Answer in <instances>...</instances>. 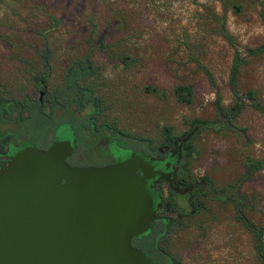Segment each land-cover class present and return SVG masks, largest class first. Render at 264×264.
<instances>
[{
    "label": "rangeland",
    "instance_id": "rangeland-1",
    "mask_svg": "<svg viewBox=\"0 0 264 264\" xmlns=\"http://www.w3.org/2000/svg\"><path fill=\"white\" fill-rule=\"evenodd\" d=\"M261 12L264 0H0V97L32 93L33 77L44 73L39 55L45 50L53 73L48 83L57 87L67 62L88 57L93 73L81 84L102 110L96 126L158 143L164 127L177 136L191 121L204 122L190 145L191 168L226 190L239 180L246 158L260 161L262 169L237 192L248 203L245 215L264 226V115L245 107L227 120L214 104L217 98L223 108L232 104L233 51L222 29L239 49L257 47L264 41ZM243 56L237 88L254 90L264 104V53ZM178 85L191 87L190 103L176 102ZM11 126L0 124V133ZM165 243L180 264H258L252 235L230 202H211L189 225L174 227Z\"/></svg>",
    "mask_w": 264,
    "mask_h": 264
},
{
    "label": "water",
    "instance_id": "water-1",
    "mask_svg": "<svg viewBox=\"0 0 264 264\" xmlns=\"http://www.w3.org/2000/svg\"><path fill=\"white\" fill-rule=\"evenodd\" d=\"M68 141L25 146L0 169V264H150L130 240L154 220L133 157L69 167Z\"/></svg>",
    "mask_w": 264,
    "mask_h": 264
},
{
    "label": "flooded vegetation",
    "instance_id": "flooded-vegetation-1",
    "mask_svg": "<svg viewBox=\"0 0 264 264\" xmlns=\"http://www.w3.org/2000/svg\"><path fill=\"white\" fill-rule=\"evenodd\" d=\"M41 66L44 73L33 77L32 93L13 99L23 101L27 96H31L33 99L36 97L38 105L43 104L45 126L49 130L50 141L44 148L38 149L47 148L53 141H68L72 152L65 159V163L69 167H103L122 162L132 156L136 166L135 175L140 177L141 171H144L148 177L145 179L144 189L151 199L154 220L150 229L132 238L130 244L145 254L150 264H160L161 256L166 260L165 264H177V259L170 255L165 245L167 234L174 227L189 225L191 218L206 210L211 202H229L227 197L233 192L231 186L226 190L215 189L207 177L197 174L191 168V152L186 147H190L192 138L200 126L190 127L177 136L171 134L170 141H165L162 134L158 143H153L148 138L134 137L112 125L96 126V116L92 115L94 111L90 109L87 112L91 105L85 109L82 94L78 92L79 88L84 87L81 84L85 79L80 68L82 64L70 61L64 65L60 72V87L48 83V78L53 75L49 61L46 67L43 63ZM69 69L72 70L68 71ZM66 74L79 77L75 88L64 86ZM21 105L24 108L28 106L26 102ZM12 117L15 130L30 129L28 123L17 122L16 114ZM90 130L92 134L88 132ZM84 132L88 133L87 139L83 136ZM21 142L13 141L8 135H0V169L5 168L10 162L9 157L16 151L27 146L21 145ZM96 146L97 148L92 150V147ZM90 158L92 162H87L86 159ZM156 236V241L151 243V239Z\"/></svg>",
    "mask_w": 264,
    "mask_h": 264
},
{
    "label": "trees",
    "instance_id": "trees-1",
    "mask_svg": "<svg viewBox=\"0 0 264 264\" xmlns=\"http://www.w3.org/2000/svg\"><path fill=\"white\" fill-rule=\"evenodd\" d=\"M233 10L236 12L239 11L237 6H232ZM260 19L264 26V13H260ZM220 27L222 28V21L220 20ZM222 35L227 44L231 47L233 51V55L231 58V63L229 67V76L227 80V85L232 97V104L223 108L219 104V99L217 98L214 102L215 110L218 114V117L225 118L227 120L233 119L238 116L241 111L245 107H250L254 111L264 115V104L259 102L254 90H247L244 93H241L237 88V73L241 65L243 64V55L247 56H257L264 53V41L259 46L250 48L243 47L239 49L234 43L232 37L222 29ZM39 59L41 63H43L44 67L48 62L47 52L43 51L39 55ZM74 62L81 63L80 67L83 71V78H87L92 75L93 67L90 63L88 57H84L82 59L75 60ZM198 68L202 71L204 76L207 78L208 82L211 85H214L212 75L210 72L203 66L198 65ZM69 69L68 71H71ZM79 77L75 76V74H66L64 76V86L65 87H73L75 88L77 85V79ZM82 94L84 108L88 105L93 112V116L99 115L102 111L100 105L97 103V100L92 98V90L88 87L79 88L78 91ZM173 95L177 103L179 104H188L190 103L192 90L188 85H178L173 89ZM26 102L27 107H22V103ZM33 103V104H32ZM16 114V120L19 121L20 124L28 123L30 125V129L27 131H17L13 126L7 129L0 135H8L13 141L20 140L21 145L33 146L36 148H44L50 141V133L49 130L45 126L46 117L44 115L43 104L38 105L36 97L33 99L31 96H27L23 101H16L13 99H3L0 98V124L1 123H11L13 124L15 121L13 117ZM99 112V113H97ZM91 115V116H92ZM204 122H200L198 120H193L190 122V127L195 125H199L201 128ZM198 128V129H199ZM94 129V127H93ZM91 132L92 131H88ZM242 132V131H241ZM87 132L83 133V136L86 138ZM162 134L164 136L165 141L171 140V130L168 127H164L162 129ZM189 152L191 150L190 147H186ZM262 169V163L258 160H254L251 158H246L242 163V174L238 181H235L232 188V194L227 197V201L231 202L235 208V218L239 221L243 227L250 232L252 235L253 241V251L255 253L257 263L264 264V226L254 224L246 215L245 209L248 208V203L245 201L244 197L239 194L237 195V189L240 184L248 179H250L256 172ZM157 239L152 238L151 243L155 242ZM154 249V248H153ZM155 250V249H154ZM160 255V254H159ZM171 255V254H170ZM172 256V255H171ZM173 257V256H172ZM174 258V257H173ZM175 259V258H174ZM177 264H180L179 260H175ZM166 260L163 256H161L160 264H165ZM153 264H157V262H153Z\"/></svg>",
    "mask_w": 264,
    "mask_h": 264
}]
</instances>
